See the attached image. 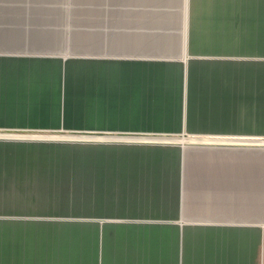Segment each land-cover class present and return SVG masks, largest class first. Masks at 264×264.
I'll use <instances>...</instances> for the list:
<instances>
[{"label":"crops","instance_id":"1","mask_svg":"<svg viewBox=\"0 0 264 264\" xmlns=\"http://www.w3.org/2000/svg\"><path fill=\"white\" fill-rule=\"evenodd\" d=\"M60 128L215 141L96 140L72 185L12 170V130ZM0 134L1 214L90 216L1 215L0 264H264V0H0Z\"/></svg>","mask_w":264,"mask_h":264},{"label":"rangeland","instance_id":"2","mask_svg":"<svg viewBox=\"0 0 264 264\" xmlns=\"http://www.w3.org/2000/svg\"><path fill=\"white\" fill-rule=\"evenodd\" d=\"M10 132V131H7ZM12 133H27V134H37V135H27L24 136H14L12 135V140H21L12 142V150L15 152V157L12 159H18L21 164H13V171H23V172H44L42 178L44 180L43 184H73V170H78V166L84 163L85 160H79V156L85 157L90 151L89 143H95L96 140L100 143L105 142H117V143H130L138 142L141 140L149 141H171L176 144L177 142H209L215 141L211 139H205L209 137L190 135L188 133L181 134H150V133H95L90 130H78V129H52V130H12ZM0 136H11V135H1ZM29 138V139H24ZM189 138H195L198 140H189ZM187 139V140H186ZM24 140H28L26 142ZM32 141V142H31ZM35 141V142H33ZM167 144V143H166ZM170 144V143H168ZM257 152H260L257 150ZM261 153V152H260ZM83 155V156H82ZM259 158V157H258ZM22 177V176H19ZM17 176V178H19ZM14 179L16 177H13ZM256 178L258 186L256 188L255 194L251 195L254 197L252 200L255 203L257 221H264V161L257 162ZM7 179V178H6ZM61 179L62 182H59ZM67 180V181H65ZM64 181V182H63ZM0 183L4 182L0 178ZM75 183V182H74ZM41 184V183H39ZM237 196V194H233ZM242 195V194H241ZM69 197V198H68ZM57 198V199H56ZM73 196L65 197H54L55 201L51 198L43 199L41 203L37 205H32L37 210L27 211L22 208L13 209L15 204H12V211L5 213H0V216H11L12 219H21L29 217H42L45 220H72L74 217L89 218V210L86 203L82 202L80 204L75 203L77 199H73ZM84 201V200H78ZM243 202V199H241ZM251 202V204H254ZM250 205V204H249ZM51 206V207H50ZM95 216V215H93Z\"/></svg>","mask_w":264,"mask_h":264},{"label":"bare ground","instance_id":"3","mask_svg":"<svg viewBox=\"0 0 264 264\" xmlns=\"http://www.w3.org/2000/svg\"><path fill=\"white\" fill-rule=\"evenodd\" d=\"M21 134H27V133H12V135H14V136H18V135H21ZM27 135H37V134H27Z\"/></svg>","mask_w":264,"mask_h":264},{"label":"water","instance_id":"4","mask_svg":"<svg viewBox=\"0 0 264 264\" xmlns=\"http://www.w3.org/2000/svg\"><path fill=\"white\" fill-rule=\"evenodd\" d=\"M10 133H12V132H10ZM24 139H29V138H24ZM144 141L146 142L147 140H144ZM155 142H157V141H155ZM160 142H162V143H172L171 141H166V140L160 141Z\"/></svg>","mask_w":264,"mask_h":264}]
</instances>
